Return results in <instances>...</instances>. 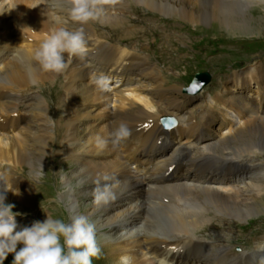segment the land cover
<instances>
[{"label":"bare ground","instance_id":"obj_1","mask_svg":"<svg viewBox=\"0 0 264 264\" xmlns=\"http://www.w3.org/2000/svg\"><path fill=\"white\" fill-rule=\"evenodd\" d=\"M120 1L103 0L99 20L108 27L101 32L92 20L73 21L69 0H0V188L18 190L5 192V202L23 214L16 219L24 225L43 221L44 211L63 220L87 216L104 253L95 263L264 264V232L261 246L232 251L240 229L236 223L250 224L264 213V63L232 72L219 92L203 100L197 115L187 105L191 97L182 93L196 64L230 61L216 56V41L227 49L233 43L211 38L208 48L205 38H197L203 31L197 25L259 34L264 21L248 12L254 1L264 5V0H135L147 12L195 23L187 29L196 38L193 46L187 43L190 57L176 47V35L169 42L154 33L155 40L148 37L141 47L139 33L120 28L128 18ZM165 21L159 20L173 24ZM61 26L84 31L87 53L55 74L42 70L31 54ZM200 49L216 51L203 56ZM147 56L159 59L162 73ZM178 63L193 66L184 72ZM166 66L174 73L166 75ZM100 75L109 78L105 92L93 83ZM167 79L170 85L173 79L181 83L169 86ZM166 117L176 121L174 128L162 127ZM121 123L130 135L99 150L96 137L107 138ZM43 164H53L61 181L49 182L45 166L46 176L32 185L24 169L33 176ZM103 175L109 176L115 199L98 206L93 188ZM55 194L68 217L48 201Z\"/></svg>","mask_w":264,"mask_h":264},{"label":"clouds","instance_id":"obj_2","mask_svg":"<svg viewBox=\"0 0 264 264\" xmlns=\"http://www.w3.org/2000/svg\"><path fill=\"white\" fill-rule=\"evenodd\" d=\"M69 4L68 15L75 22L95 21L105 14L103 0H69ZM87 43L82 29L70 31L61 26L46 34L31 56L42 70L62 74L73 57L83 58L86 55ZM31 82L35 83V80ZM93 83L105 92L109 87V78L100 75ZM129 135V128L121 123L107 138L97 136L96 146L103 150L109 143L115 146ZM109 179V176L103 175L95 181L93 202L98 206L107 205L115 199L111 185L106 183ZM0 189V264H4L9 254L13 256L11 264H92L93 259L100 258L96 227L87 216L73 214L63 220L52 218L45 212L43 221L34 220L30 225L20 226L16 217L23 214L14 212L15 205L6 203L4 195L7 191L18 194V190L13 186Z\"/></svg>","mask_w":264,"mask_h":264},{"label":"rangeland","instance_id":"obj_3","mask_svg":"<svg viewBox=\"0 0 264 264\" xmlns=\"http://www.w3.org/2000/svg\"><path fill=\"white\" fill-rule=\"evenodd\" d=\"M129 5L137 8L138 22L136 24H131V25L126 26V29L127 31L129 29H132L137 34L139 33L140 41H142L141 47L146 45L148 37H149V41L155 40V36H153L154 33H157L162 38L168 37L169 42H170V36L176 35V40H177L176 47L185 49V51L189 54V57H190V54L192 53V49L187 43L190 40L191 46L195 44L194 40H196V38L193 35L194 31L193 32L189 31V30L194 29L195 23H187L185 22L186 20H184L182 17L165 19L163 18L165 16H160L162 18H159L158 16L157 17L163 21L167 20L165 22H172L173 24L171 25V27L169 24L167 25L161 24L158 21H155V23H153L151 22V19L149 17L144 16L147 13V10L144 9L141 5L137 6L136 4L133 3V1H129ZM250 7H253L254 10L249 11L248 14L254 17L260 18L261 20L264 21V5L258 4L257 2L254 1V3H252ZM128 17L133 20L136 19L134 15H129ZM97 24L101 30H103V27H108V26L100 27L102 25H100L98 22ZM155 24L156 25L160 24L161 27L158 28L155 26ZM183 27H186V30H184ZM197 27H198V30L199 29L203 30L201 33L198 34L197 38L198 39H202V37L205 38V42H206L205 46H207L208 48L213 47L211 45L212 44L211 38H219L223 41L233 43V45H231L230 48L227 49L228 48L227 45H223V43H219L218 41H216L217 43L216 47L219 50L216 56L219 58L229 57L230 61H226V63L223 66H222V63H224L223 60H212V61H207L206 64H196L192 68V70L188 73L185 80H183L182 86L183 88H185L190 83L195 73L206 72L210 75V78H211L210 82L208 83V86H206L204 90H202L199 94L193 96L192 101L190 102L191 104L189 105V107H192L191 110H193V108L197 109L195 107L199 106L203 102V99H206V100L209 99V94L206 91V89L213 86L214 83L218 82L220 79L226 78L225 77L226 74L231 73V71L247 70V68L255 62H260L262 64L264 63V30H262L259 34L257 33L250 34V35L245 34L246 35L245 36L244 34H241V33H240L241 35H237V32L234 33L228 28H222L214 24L212 26L209 25L208 27L204 26V24L197 25ZM177 29H179L178 32H177ZM142 31H145V32L143 33ZM213 40H216V39H213ZM162 43L163 45H165L164 40L162 41ZM168 50L169 51L172 50V46L170 44L168 45ZM199 51H200V54H202L203 56H206L207 54L215 53L216 50L203 51L202 49H200ZM235 52H237L238 54H235ZM176 53L180 54L179 51H177ZM166 55H168V51L163 52V56H166ZM203 56H198V57L204 58ZM147 58L151 59L152 60L151 63L155 64L158 67L159 73H162V69L159 67L161 65L159 59L158 58L152 59L150 56H147ZM172 58H175L178 60V58H176L175 53L173 54ZM178 65H180L182 67V70L186 72L187 69L193 66V63L185 64V65H181V63H178ZM164 71L166 75H170L174 73V71H172V69H170V67H167V66L164 68ZM165 82L167 84L168 79ZM180 83L181 81L179 79H176V80L173 79L171 82V85L172 84L178 85ZM167 85L171 86L170 84H167ZM172 86H175V85H172ZM42 166H48V169L54 168L53 164H49V165L43 164ZM24 170H25L24 173L26 174V176L31 180L32 183H34V185L40 183V179L45 176V173H44L45 167H42V168L40 167L37 170V174L34 175V177L30 176V172L28 171V169H24ZM53 197L50 200L48 199V201L61 205L65 211L66 216H68L67 208L63 204L60 197L57 194L55 195L54 198ZM250 219H252L250 224L249 223L246 224V221L244 220H242L243 222L241 223H236L237 225L235 226V228H240V229L239 230L236 229L238 231L237 232L238 236L236 237L235 241H232L234 242V248L232 250L233 252L234 251L239 252L240 250L251 251L255 246H261L263 244V241L261 240L262 238L261 236L257 239V236H258L257 233L264 232V213L262 212L260 214H257ZM19 223L21 224L20 221ZM209 232L212 233L214 236L216 235V231L210 230ZM207 237L210 239L212 238V237H209L208 235ZM245 246H248V247L245 248ZM12 259H13L12 255H10V257L8 256L7 259L4 261V264H11ZM92 264H105V262L98 261L96 263L93 262Z\"/></svg>","mask_w":264,"mask_h":264},{"label":"water","instance_id":"obj_4","mask_svg":"<svg viewBox=\"0 0 264 264\" xmlns=\"http://www.w3.org/2000/svg\"><path fill=\"white\" fill-rule=\"evenodd\" d=\"M197 77H199V76H197ZM205 77H207V76L205 75Z\"/></svg>","mask_w":264,"mask_h":264}]
</instances>
